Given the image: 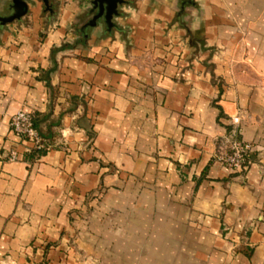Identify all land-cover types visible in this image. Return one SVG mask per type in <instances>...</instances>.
Segmentation results:
<instances>
[{
    "label": "crops",
    "instance_id": "obj_1",
    "mask_svg": "<svg viewBox=\"0 0 264 264\" xmlns=\"http://www.w3.org/2000/svg\"><path fill=\"white\" fill-rule=\"evenodd\" d=\"M91 1L0 30V264H264V0H127L122 31H85Z\"/></svg>",
    "mask_w": 264,
    "mask_h": 264
},
{
    "label": "built area",
    "instance_id": "obj_2",
    "mask_svg": "<svg viewBox=\"0 0 264 264\" xmlns=\"http://www.w3.org/2000/svg\"><path fill=\"white\" fill-rule=\"evenodd\" d=\"M232 121L235 128L227 138L217 141V151L214 160L236 173L247 168L251 153L255 150V145L240 138V117H234ZM11 127L17 136L27 140L31 144V150L39 151L46 147L44 139L35 124L33 114L21 109L13 117ZM18 159V153L11 151L9 160L15 161Z\"/></svg>",
    "mask_w": 264,
    "mask_h": 264
},
{
    "label": "water",
    "instance_id": "obj_3",
    "mask_svg": "<svg viewBox=\"0 0 264 264\" xmlns=\"http://www.w3.org/2000/svg\"><path fill=\"white\" fill-rule=\"evenodd\" d=\"M40 3L47 11L52 12L55 8L54 0H12L7 12L0 14V30L15 21H20ZM192 4L193 0H182V11ZM129 5L127 0H92L91 7L87 12V16L90 18L83 29L87 31L101 24L108 31H122L123 27L120 25L119 19L126 16L123 9Z\"/></svg>",
    "mask_w": 264,
    "mask_h": 264
},
{
    "label": "trees",
    "instance_id": "obj_4",
    "mask_svg": "<svg viewBox=\"0 0 264 264\" xmlns=\"http://www.w3.org/2000/svg\"><path fill=\"white\" fill-rule=\"evenodd\" d=\"M35 124H36V126L38 127V125H37V121H36V118H35ZM39 129V128H38ZM40 131V130H39ZM40 133H41V131H40ZM41 135H42V137H43V139H44V142H45V145H46V147L44 148V149H42V150H39V151H34V150H32L36 155H40V154H42V153H45L50 147H51V145H50V143H49V141L47 140V138L41 133Z\"/></svg>",
    "mask_w": 264,
    "mask_h": 264
}]
</instances>
